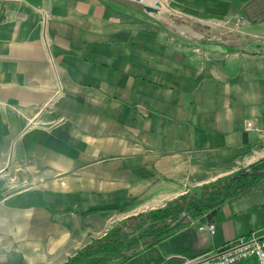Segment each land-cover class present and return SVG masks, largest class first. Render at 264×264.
I'll use <instances>...</instances> for the list:
<instances>
[{
	"label": "crops",
	"instance_id": "1",
	"mask_svg": "<svg viewBox=\"0 0 264 264\" xmlns=\"http://www.w3.org/2000/svg\"><path fill=\"white\" fill-rule=\"evenodd\" d=\"M133 1L0 0V264H63L127 217L264 159V0H157L221 40ZM213 220V234L191 223L120 264L264 229V176Z\"/></svg>",
	"mask_w": 264,
	"mask_h": 264
},
{
	"label": "trees",
	"instance_id": "2",
	"mask_svg": "<svg viewBox=\"0 0 264 264\" xmlns=\"http://www.w3.org/2000/svg\"><path fill=\"white\" fill-rule=\"evenodd\" d=\"M264 176V159L200 185L161 208L127 217L78 249L63 264H120L196 223Z\"/></svg>",
	"mask_w": 264,
	"mask_h": 264
},
{
	"label": "built area",
	"instance_id": "3",
	"mask_svg": "<svg viewBox=\"0 0 264 264\" xmlns=\"http://www.w3.org/2000/svg\"><path fill=\"white\" fill-rule=\"evenodd\" d=\"M240 19L234 22L238 25ZM247 126L251 124L246 123ZM198 223L199 230L213 234L212 223ZM160 264H264V229L252 230L223 244L219 248L201 252L197 255L186 256L170 254Z\"/></svg>",
	"mask_w": 264,
	"mask_h": 264
},
{
	"label": "rangeland",
	"instance_id": "4",
	"mask_svg": "<svg viewBox=\"0 0 264 264\" xmlns=\"http://www.w3.org/2000/svg\"><path fill=\"white\" fill-rule=\"evenodd\" d=\"M144 2H148L150 4L152 0L151 1L144 0ZM132 8L134 9V12H136V10L140 11L141 9H143V6L141 3L134 2L132 3ZM161 9H163L164 11L160 13V15L158 16V20L168 28H171V29L177 28V30H179L180 32H184L183 33L184 35H193L194 32H199V30L206 29V26H204L199 21L190 19L184 15L177 14L175 11L170 9V7L167 6L166 4H161V7L159 8L160 12H161ZM199 35H203V37H200ZM212 35H214L215 39H220V40L222 39V36H219L220 34L218 30H209L208 32H199V34L197 35L194 34V36L200 37V40L203 38L209 40ZM156 252H159V251L156 250ZM156 252L154 250H151L148 252V254H145V256L147 257V255L149 254L157 255Z\"/></svg>",
	"mask_w": 264,
	"mask_h": 264
},
{
	"label": "water",
	"instance_id": "5",
	"mask_svg": "<svg viewBox=\"0 0 264 264\" xmlns=\"http://www.w3.org/2000/svg\"><path fill=\"white\" fill-rule=\"evenodd\" d=\"M134 1L141 3L142 6H143V8H144V10L146 12L152 13L154 15L160 14L159 8L161 7V4H160L159 1L155 0L154 2H152L151 5L146 4L144 2V0H134ZM216 210H217V208L210 210L209 212H207L206 214H204L203 216H201L199 218L198 222L201 223V224L213 223V221H214L213 220V217H214V215L216 213Z\"/></svg>",
	"mask_w": 264,
	"mask_h": 264
},
{
	"label": "bare ground",
	"instance_id": "6",
	"mask_svg": "<svg viewBox=\"0 0 264 264\" xmlns=\"http://www.w3.org/2000/svg\"><path fill=\"white\" fill-rule=\"evenodd\" d=\"M155 0H152V2H154ZM151 4V3H150Z\"/></svg>",
	"mask_w": 264,
	"mask_h": 264
}]
</instances>
